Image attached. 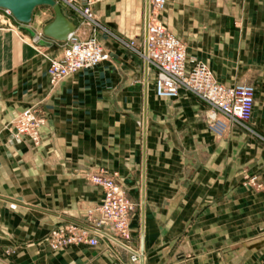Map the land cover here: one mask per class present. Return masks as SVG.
Masks as SVG:
<instances>
[{
	"label": "crops",
	"instance_id": "obj_1",
	"mask_svg": "<svg viewBox=\"0 0 264 264\" xmlns=\"http://www.w3.org/2000/svg\"><path fill=\"white\" fill-rule=\"evenodd\" d=\"M146 5L94 4L108 57L55 87L47 67L63 44L30 46L0 20V264H140L143 195L145 264H264V0H166L157 15L190 61L254 86L251 114L222 137L196 94L157 96L151 71L146 82L145 59L125 44L144 41ZM30 106L46 118L40 145L11 129ZM115 173L136 205L132 239L51 249L53 228L86 222L102 201L93 178Z\"/></svg>",
	"mask_w": 264,
	"mask_h": 264
},
{
	"label": "built area",
	"instance_id": "obj_2",
	"mask_svg": "<svg viewBox=\"0 0 264 264\" xmlns=\"http://www.w3.org/2000/svg\"><path fill=\"white\" fill-rule=\"evenodd\" d=\"M57 1L72 8L78 15V20L74 32L66 41H61L64 43L61 56L52 58L47 67V75L53 87L108 57L97 37L99 30L104 27L92 8L101 0ZM165 5L166 0H150L147 36L145 25V38L141 44L134 40L125 44L145 61L148 60L149 71L155 74L157 96L175 98L181 89L196 94L209 105L206 113L208 126L217 136L222 137L228 131L230 122L243 121L249 117L255 102V88L248 82L232 85L221 83L206 62H190L185 42L157 20V15ZM2 10L5 16L13 18L9 10ZM22 26L24 25L20 24L19 27L25 29L26 26ZM45 124L46 118L37 106H30L16 117L11 129L16 137H27L34 145H40L41 128ZM93 181L102 188V201L88 209L86 222H68L53 228L47 236L51 249L78 244L97 246L100 240L124 246L126 241L132 239L130 220L136 212V205L117 180L116 173L97 175ZM257 186L262 187L263 184ZM132 260L139 262V251L132 254Z\"/></svg>",
	"mask_w": 264,
	"mask_h": 264
},
{
	"label": "water",
	"instance_id": "obj_3",
	"mask_svg": "<svg viewBox=\"0 0 264 264\" xmlns=\"http://www.w3.org/2000/svg\"><path fill=\"white\" fill-rule=\"evenodd\" d=\"M40 6H49L54 11V18L43 27L44 38H49L53 41H66L69 35L74 32L76 25L64 13L60 3L57 0H0V9H7L11 12L13 18L20 24L28 25L33 20L35 10ZM150 2L147 0L146 5V36L147 26L149 23ZM42 38L39 43L44 45H51L45 42ZM147 49V47H146ZM146 68V82L149 73V62L145 61ZM142 246L140 260L141 264H145L144 250V215H145V199L143 195L142 200Z\"/></svg>",
	"mask_w": 264,
	"mask_h": 264
},
{
	"label": "rangeland",
	"instance_id": "obj_4",
	"mask_svg": "<svg viewBox=\"0 0 264 264\" xmlns=\"http://www.w3.org/2000/svg\"><path fill=\"white\" fill-rule=\"evenodd\" d=\"M63 7L65 8H68L73 14H75L76 16V12L68 7V6H65L63 5ZM97 17V16H96ZM53 18V10L51 7L49 6H40L36 9L35 11V16L32 20V22L28 25H24L26 27H28L29 29H31L33 32H38V34L36 35H31L30 32L28 31H25L24 28H20V24L17 22H13L11 24V27H9V20L8 19H11V20H14V18L10 17L8 18V16H5L4 15V11L2 9H0V20H5L7 19L8 20V25H5V24H2V27H7V28H11V30H13L26 44L30 45V46H40L39 45V41L41 40V38L39 37L40 36V32H42L43 30V26L49 22L51 19ZM98 21L100 22V20L98 19ZM103 32V29L99 30L98 32V40L100 41L99 39V34ZM44 38V37H43ZM35 39V41H34ZM38 42H37V41ZM60 44H64L63 42L61 41H58ZM101 42V41H100ZM102 44V43H101ZM190 61V60H189ZM198 61H202V60H198ZM192 62V61H190ZM137 252V251H136Z\"/></svg>",
	"mask_w": 264,
	"mask_h": 264
},
{
	"label": "bare ground",
	"instance_id": "obj_5",
	"mask_svg": "<svg viewBox=\"0 0 264 264\" xmlns=\"http://www.w3.org/2000/svg\"><path fill=\"white\" fill-rule=\"evenodd\" d=\"M59 2V1H58ZM149 2H150V0H149ZM60 3V2H59ZM68 17V16H67ZM69 18V17H68ZM149 18H150V13H149ZM70 19V18H69ZM71 20V19H70ZM72 21V20H71ZM74 22V21H73ZM74 24L76 25V23L74 22ZM22 27H25V26H22ZM41 39L43 38V31L42 32H40V36H39ZM37 41V40H36ZM38 42V41H37ZM141 246H142V234H141ZM142 253H140V255H141ZM140 261V264H141V260H139Z\"/></svg>",
	"mask_w": 264,
	"mask_h": 264
}]
</instances>
